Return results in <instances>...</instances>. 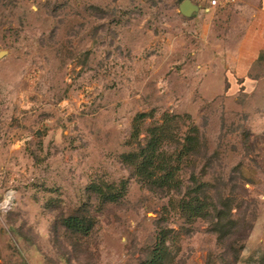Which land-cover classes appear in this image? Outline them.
I'll return each mask as SVG.
<instances>
[{"label": "rangeland", "instance_id": "rangeland-1", "mask_svg": "<svg viewBox=\"0 0 264 264\" xmlns=\"http://www.w3.org/2000/svg\"><path fill=\"white\" fill-rule=\"evenodd\" d=\"M181 1L0 0V264H148L160 230L161 264H264V0ZM138 112L141 145L196 137L170 186L121 158ZM192 175L209 214L188 221ZM121 181L115 202L88 189Z\"/></svg>", "mask_w": 264, "mask_h": 264}, {"label": "trees", "instance_id": "trees-1", "mask_svg": "<svg viewBox=\"0 0 264 264\" xmlns=\"http://www.w3.org/2000/svg\"><path fill=\"white\" fill-rule=\"evenodd\" d=\"M182 2V1H181ZM264 58V47L260 50L255 61L260 62ZM146 113L138 112L132 119L129 142L136 143L135 150L123 153L122 160L131 166L132 172L142 183L149 186L166 187L175 180V176L181 168L182 162L189 159L191 152L197 146L196 137L188 134L183 140L178 152L168 153L165 146L167 140V128L161 125H153L147 128L145 143L141 145L138 136L141 131L140 125L146 117ZM165 144V145H164ZM192 189L190 194L181 202V210L188 221L198 217H206L209 214V201L205 196L200 197L202 186L192 175ZM90 192L94 193L101 202H115L122 198L127 190V182L121 181L118 186L110 183H90ZM200 194V195H199ZM213 208V207H212ZM223 211L217 209L216 218H223ZM62 224L73 232L88 235L93 225L91 217L68 215L61 220ZM167 231L160 230L156 243L151 251L148 264H161L166 254Z\"/></svg>", "mask_w": 264, "mask_h": 264}, {"label": "water", "instance_id": "water-1", "mask_svg": "<svg viewBox=\"0 0 264 264\" xmlns=\"http://www.w3.org/2000/svg\"><path fill=\"white\" fill-rule=\"evenodd\" d=\"M179 12L186 17H189L192 15L193 12H196L199 10V5L192 2L191 0H183L179 4ZM3 54V51H0V55Z\"/></svg>", "mask_w": 264, "mask_h": 264}, {"label": "built area", "instance_id": "built-area-1", "mask_svg": "<svg viewBox=\"0 0 264 264\" xmlns=\"http://www.w3.org/2000/svg\"><path fill=\"white\" fill-rule=\"evenodd\" d=\"M195 1L196 4L199 5V7L208 10L222 5V2L232 1V0H195Z\"/></svg>", "mask_w": 264, "mask_h": 264}, {"label": "crops", "instance_id": "crops-1", "mask_svg": "<svg viewBox=\"0 0 264 264\" xmlns=\"http://www.w3.org/2000/svg\"><path fill=\"white\" fill-rule=\"evenodd\" d=\"M246 46H247V45H246ZM248 46H249V47H246V48H247V53L251 54V53L254 51V48H255V47L252 46V45H248ZM262 47H264V43L260 45L259 50H260ZM245 57L247 58V56H245ZM246 58H242V59L240 60V62H241V63H247L248 61H247Z\"/></svg>", "mask_w": 264, "mask_h": 264}]
</instances>
